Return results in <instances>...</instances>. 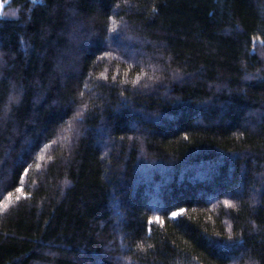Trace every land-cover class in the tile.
<instances>
[{"label":"trees","instance_id":"1","mask_svg":"<svg viewBox=\"0 0 264 264\" xmlns=\"http://www.w3.org/2000/svg\"><path fill=\"white\" fill-rule=\"evenodd\" d=\"M1 2L0 264H264V0Z\"/></svg>","mask_w":264,"mask_h":264},{"label":"snow or ice","instance_id":"2","mask_svg":"<svg viewBox=\"0 0 264 264\" xmlns=\"http://www.w3.org/2000/svg\"><path fill=\"white\" fill-rule=\"evenodd\" d=\"M33 2L35 3V0H33ZM117 7H120V5H117ZM109 32L111 33H115L114 36L111 37V40L113 43H115L118 47H124L125 44H124V41L122 40L121 38V34L120 32L118 31V26L116 24V21L115 19L113 18L112 19V26L111 28L108 29ZM264 42V41H262ZM111 55V52L109 51H105L104 52V56H101L100 59H103L105 56H109ZM105 80L107 79V77H103ZM140 82V77L138 76L137 79L133 80L132 81V84L133 85H136ZM80 115V114H78ZM121 139H123V137H121ZM17 191H22L21 189H17ZM17 199H19V197H17ZM11 203V193H9V197L8 199L3 202V203H0V211L2 210H7L9 204ZM224 203L228 206V207H233L231 201H224ZM184 210L181 209L179 212H172V217L173 218H176L178 217L179 215H181V213L183 212ZM153 219L157 220L159 223H163L162 220H160L159 217H154ZM149 223H151V221H149ZM227 240L228 241H233V236L230 234L228 237H227ZM209 248H212V249H219V250H231V249H234V248H237L238 245L235 241H233L232 243H227V242H220V241H209L208 242V245H207Z\"/></svg>","mask_w":264,"mask_h":264},{"label":"rangeland","instance_id":"3","mask_svg":"<svg viewBox=\"0 0 264 264\" xmlns=\"http://www.w3.org/2000/svg\"><path fill=\"white\" fill-rule=\"evenodd\" d=\"M8 3L7 2H1L0 3V16L2 17H9V18H12V17H15V13L14 11L12 10V8L10 6L7 5ZM7 5V6H6Z\"/></svg>","mask_w":264,"mask_h":264}]
</instances>
